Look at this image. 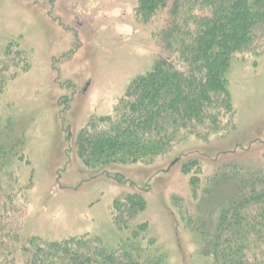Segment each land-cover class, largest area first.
<instances>
[{
    "label": "rangeland",
    "instance_id": "374dc122",
    "mask_svg": "<svg viewBox=\"0 0 264 264\" xmlns=\"http://www.w3.org/2000/svg\"><path fill=\"white\" fill-rule=\"evenodd\" d=\"M137 4L0 0V131L22 138L25 154L22 166L10 154L6 173L25 186L33 171L31 187L17 196L15 222L24 239L60 241L90 233L113 242L119 231L111 205L135 187L147 201L140 220L148 221L166 264H209L198 235L178 211L212 203L201 193L192 198L193 174L201 176L203 187L220 166L264 169V50L230 65L234 128L204 139L189 137L151 163L87 168L68 137L91 116L111 112L129 83L158 57L159 27L140 19ZM190 159H197L201 170L184 173Z\"/></svg>",
    "mask_w": 264,
    "mask_h": 264
},
{
    "label": "trees",
    "instance_id": "16d2710c",
    "mask_svg": "<svg viewBox=\"0 0 264 264\" xmlns=\"http://www.w3.org/2000/svg\"><path fill=\"white\" fill-rule=\"evenodd\" d=\"M136 13L158 25V57L129 83L111 112L91 116L68 137L70 149L90 169L151 163L189 137L234 128L230 65L264 50V0H138ZM22 146V138L0 131V264H166L148 221L140 220L147 201L134 186L111 205L119 231L113 242L90 233L60 241L22 238L15 203L31 187L33 171L25 186L6 173L10 154L22 166ZM200 167L190 159L182 171ZM201 180L191 175V196L201 193L211 205L178 211L198 235L200 254L209 264H264V169L234 163L216 168L203 187Z\"/></svg>",
    "mask_w": 264,
    "mask_h": 264
}]
</instances>
